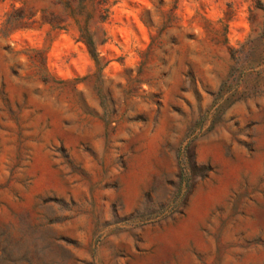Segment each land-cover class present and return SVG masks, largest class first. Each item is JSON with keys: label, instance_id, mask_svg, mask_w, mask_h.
Returning a JSON list of instances; mask_svg holds the SVG:
<instances>
[{"label": "rangeland", "instance_id": "1", "mask_svg": "<svg viewBox=\"0 0 264 264\" xmlns=\"http://www.w3.org/2000/svg\"><path fill=\"white\" fill-rule=\"evenodd\" d=\"M259 5L0 0V264H264Z\"/></svg>", "mask_w": 264, "mask_h": 264}, {"label": "trees", "instance_id": "2", "mask_svg": "<svg viewBox=\"0 0 264 264\" xmlns=\"http://www.w3.org/2000/svg\"><path fill=\"white\" fill-rule=\"evenodd\" d=\"M262 10V33H260L257 37L248 40V48L252 51L253 62L255 64L264 63V5H259ZM102 10L106 11V7H101ZM87 45L88 52L90 55L95 58V54L91 48V44L88 41H84Z\"/></svg>", "mask_w": 264, "mask_h": 264}]
</instances>
